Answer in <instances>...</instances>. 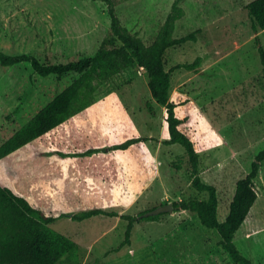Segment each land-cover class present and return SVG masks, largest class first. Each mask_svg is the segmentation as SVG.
<instances>
[{
	"label": "rangeland",
	"instance_id": "obj_1",
	"mask_svg": "<svg viewBox=\"0 0 264 264\" xmlns=\"http://www.w3.org/2000/svg\"><path fill=\"white\" fill-rule=\"evenodd\" d=\"M114 1L121 23L149 45L174 0ZM250 1L185 0L173 35L200 29L197 41L169 48L164 55L165 68L171 70L170 99L177 104L176 115L186 119L183 129L199 154L201 180L216 188L219 221L228 214L236 182L264 149V80L258 55L264 30L256 44L245 8ZM109 26L103 0H0V50L8 55H32L42 63L93 56ZM196 58L200 62L194 70L174 69ZM76 76L41 77L29 63L0 65V145ZM147 82L142 67L125 69L96 90L92 105L39 138L52 159L45 167H39L42 160L31 161V171L38 167L39 175L29 195L47 198L59 191L60 204L51 208L62 204L68 215L51 227L79 245L80 264H235L217 232L185 210L134 222L130 242L121 245L128 224L121 215L207 198V192L192 186L183 147L165 143V108L152 98ZM131 137L147 140L127 150L110 149ZM72 170L76 179L67 178ZM254 188L257 199L234 242L253 264H264V161ZM95 208L118 216L71 219Z\"/></svg>",
	"mask_w": 264,
	"mask_h": 264
},
{
	"label": "trees",
	"instance_id": "obj_2",
	"mask_svg": "<svg viewBox=\"0 0 264 264\" xmlns=\"http://www.w3.org/2000/svg\"><path fill=\"white\" fill-rule=\"evenodd\" d=\"M103 1L107 5L110 26L93 56L72 58L65 63H42L32 55H8L0 50L2 67L29 63L34 73L41 77L55 75L61 78L69 73L77 75L67 87L0 145V160L21 149H23L21 153L28 157H32L35 153L44 156L46 152L41 149L24 148L42 136L49 135L76 113L92 105L94 93L108 79L129 67L138 65L146 72L147 86L152 98L165 108L169 135L165 143L183 147L188 158L192 186L200 192H207L206 199L189 198L173 203V211L185 210L196 214L203 226L217 232L221 248L235 264H253L252 260L237 248L234 235L257 199L254 180L264 161V149L255 156L248 174L236 182L228 214L223 221H219L216 188L201 180L200 157L193 141L183 129L186 119L179 118L175 113L177 104L170 99L171 70L165 68L166 50L186 42H196L197 34L200 32V29H196L181 37L173 35L176 22L184 15L181 4L185 0L173 1L170 12L149 45L121 23L114 0ZM245 8L251 18L254 41L259 44L258 32L264 30V0H252ZM258 55L264 80V48L260 44ZM199 62L200 58H196L191 63L177 64L174 69L194 70ZM145 140L147 138L131 137L114 144L110 149L127 150ZM30 170L28 160L24 167L20 166L12 170V178L19 183L18 186L26 182ZM22 171L25 173L24 176ZM153 209L145 210L137 216L121 215L128 221L121 245L130 242L134 222L156 220L163 214L148 215ZM62 211L59 205L57 208H50L49 211L41 210L20 195L16 186L9 181L0 182V264H80L79 245L51 227L56 220L68 215ZM97 215L118 216L116 212L95 208L74 213L71 219L82 221ZM95 264L109 263L98 261Z\"/></svg>",
	"mask_w": 264,
	"mask_h": 264
},
{
	"label": "crops",
	"instance_id": "obj_3",
	"mask_svg": "<svg viewBox=\"0 0 264 264\" xmlns=\"http://www.w3.org/2000/svg\"><path fill=\"white\" fill-rule=\"evenodd\" d=\"M39 146H40V143H39V140L37 139L33 144H28L24 149H29V150H31L33 148L39 149ZM40 149L44 153L46 152V154L44 156L37 155V153H35V154H33L32 157H28L27 155H24L21 153L23 150V149H21L15 153L11 154L10 156L5 157L2 160H0V182L9 181L11 184H13V186H16L18 193L20 195L24 196L26 199H28L31 204H33L35 207H38L41 210L49 211L50 208L55 203H58L59 195L57 194V192H59V191H55L53 195L51 194V196H49L47 198H36V197L31 198V196L29 195V191H31V188H33V185L36 183L35 180L37 179V176L39 175V172L37 171L38 167H34L33 171L30 170L31 172L28 174V177H26L27 178L26 182H24L23 185H20L21 187L18 186L19 183H16L14 181V179L12 178V174H13L12 170L14 168L18 169V168H20V166L24 167L26 165V160H28L30 163H31L30 159H32L33 161L42 160L43 163L39 167H43V166L45 167L46 165H48L50 163V160L52 159V151H49L48 149L46 151V148L43 146H40ZM5 167H6V172L4 173ZM79 173H81L82 176H84V174H85L84 172H79ZM82 173H84V174H82ZM24 175H25V173L22 171V176H24ZM95 176L97 179V177L99 175L96 174ZM68 177H72L73 179H76L77 175L75 174L74 170H72L71 176L67 175V178ZM61 203H63V202H61ZM58 204H60V203H58ZM59 206H61L63 209L62 204Z\"/></svg>",
	"mask_w": 264,
	"mask_h": 264
},
{
	"label": "water",
	"instance_id": "obj_4",
	"mask_svg": "<svg viewBox=\"0 0 264 264\" xmlns=\"http://www.w3.org/2000/svg\"><path fill=\"white\" fill-rule=\"evenodd\" d=\"M173 210H174L173 204L168 203L166 205H160L156 207L155 209L150 211L148 215H157V214L164 213V212H173Z\"/></svg>",
	"mask_w": 264,
	"mask_h": 264
}]
</instances>
